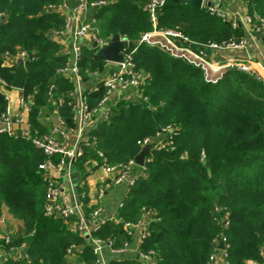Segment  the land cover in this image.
Wrapping results in <instances>:
<instances>
[{"label":"trees","instance_id":"trees-1","mask_svg":"<svg viewBox=\"0 0 264 264\" xmlns=\"http://www.w3.org/2000/svg\"><path fill=\"white\" fill-rule=\"evenodd\" d=\"M95 1L99 0L87 3ZM78 2L0 0V77L11 84L15 76L16 61L5 60V53H27L22 93L33 96L29 121L41 133L55 122L54 113L67 129L74 127L70 93L75 83L72 77L58 74L68 55L60 52L62 45L51 35L63 30L66 15L47 6L66 4L73 9ZM146 2L110 0L88 11L99 36L110 40L117 33L135 43L132 60L134 69L143 74L147 100L114 101L107 118L88 132L89 140L80 142L82 154L73 168L77 194L83 193L81 203L87 199L85 178L98 165L134 159L141 149L139 141H153L165 127L171 144L161 140L151 146L143 166L136 165L141 174L128 186L118 207L120 220H106L92 236L110 239L113 247L120 248L132 240L124 223H135L150 210L156 219L148 223L149 235L138 249H153L155 264H207L220 238L228 264H260L264 260V84L234 68L208 82L199 68L140 42V36L153 28L144 10ZM247 6L264 19V0H247ZM156 27L176 28L200 44L243 35L240 28H232L205 8L176 0H165L157 10ZM97 50L93 45L80 46L76 66L81 83L107 65ZM104 95L100 80L83 90L89 109ZM58 97L62 101L54 110L50 99ZM5 105L0 92V110ZM45 158L24 138L0 133V219L6 214L14 221L5 249L24 244L28 256L7 258L2 264H91L95 256L75 232L74 217L63 222L43 213L45 180L38 165ZM83 204L88 218L93 208ZM70 244L81 245L73 256L66 253ZM107 264L139 262L120 257L110 258Z\"/></svg>","mask_w":264,"mask_h":264},{"label":"built area","instance_id":"built-area-1","mask_svg":"<svg viewBox=\"0 0 264 264\" xmlns=\"http://www.w3.org/2000/svg\"><path fill=\"white\" fill-rule=\"evenodd\" d=\"M226 1L228 0H203L201 8H205L209 14L216 15L223 21L230 23L232 28H237L239 21H241L245 25L244 28L247 26L250 29L247 35L241 38H232L221 43H196L176 28H157V10L164 4L165 0H147L144 10L147 12L153 28L142 34L139 41L158 46L170 56L180 58L192 66L199 68L204 79L208 82H215L227 70L234 68L253 74L264 84V64L255 61L247 50L252 32L259 35L261 43L264 46V19L259 17L255 11L248 10V6L245 11L239 12L233 10L231 15H229V13L220 7ZM109 2L110 0H99L88 4L87 0H79L73 9H69L66 4L47 6V10L59 9L66 15L63 30L51 33L61 45L65 43L64 36L67 34V30L73 26L70 31V57L66 65L58 71V74L72 77L75 83V89L70 93L73 101L72 119L74 127L70 130L67 129L63 120L54 113L55 122L50 125L46 132H39L37 128L31 126L29 121V114L34 105L32 94L24 95L22 88L15 89L9 82L0 77V92L6 100L4 109L0 110V133L14 138L18 136L22 137L33 147L42 150L46 158L38 165V169L42 171L45 180L43 213L47 217L59 219L63 222H68L71 217H74L75 232L79 233L85 243L90 245L92 253L95 256V261L91 264H107L108 260L104 257L105 251L110 253L112 258L126 257L137 260L139 264H155V252L153 249L145 252L138 249L139 245L149 235L148 223L156 219L154 213L146 210L137 222H125V231L130 234L132 240L130 243H124L120 248H115L110 239H100L92 236V233L106 220L112 218L119 221L120 219L104 214L103 208L100 205H96L92 209L88 218L85 217L80 200L83 193L79 197L76 190V179L74 180L76 175H74V172L76 173V171L73 168V164L75 159L82 154L80 142H87L89 140L88 132L91 131L94 124L106 119L109 115L111 105L114 103H108L110 95H116L114 101L125 99L145 102L147 100V97L143 93V74L134 69L132 60V54L135 51L134 43L133 48H125L122 51L123 60L121 62H106V75L100 79L105 88V95L98 102L97 106L89 109L85 103L76 66L80 46L83 45L81 41L86 39L91 45L94 44L97 49L109 42V40L99 36L94 25L95 19L87 18L85 13L87 9L94 6L99 7ZM208 2L210 3L208 4ZM2 16L3 14L1 13L0 19ZM120 37L121 39L128 40L123 36ZM206 49H209V54L205 52ZM215 51H233L241 53L243 58L240 60H233L231 58L218 60L215 56L211 55V52ZM27 58L28 55L23 50H17L14 56L5 53V60L7 61L22 59L24 63ZM93 76H97V73L93 72ZM12 90L17 92L15 104L11 103L10 93ZM50 101L54 110H57L62 100L58 97L51 98ZM149 107L153 108L150 105ZM168 128H162L153 141L149 138L139 141L140 147L148 146L151 148L153 144H158L161 140H165L171 144V141L167 139ZM69 134L74 135L72 142L67 139ZM99 155H101L100 152ZM144 160H147L146 157ZM93 165L94 162H92V167ZM136 165L135 160L130 159L124 164H100L96 169L104 174L105 180L109 185L119 186L125 184L129 186L133 183L134 178L141 174V170L137 169ZM102 190L103 187L98 190L97 199L101 198ZM2 222V219H0V264L7 258L26 259L28 256L25 252L24 244L6 251L5 247L9 242L11 229L2 227ZM218 240L216 247L208 256L207 264H228V254L222 243L223 238ZM219 243L223 244L222 248H219ZM80 249L81 245L70 244L66 248V253L69 256H73ZM248 263L253 262L249 260ZM260 264H264V260Z\"/></svg>","mask_w":264,"mask_h":264},{"label":"crops","instance_id":"crops-1","mask_svg":"<svg viewBox=\"0 0 264 264\" xmlns=\"http://www.w3.org/2000/svg\"><path fill=\"white\" fill-rule=\"evenodd\" d=\"M246 0H228L226 2H223L220 7L224 9L229 15H231V12L233 10H237L239 12L245 11L247 9L246 5ZM89 9H87V12L85 13L86 17L89 15L90 12H88ZM80 15V14H79ZM240 23V29L242 30L244 35H247L250 29L241 22ZM73 26L71 29L67 30V34L64 36L65 43L62 44V48L60 50L61 53L67 54L68 58L70 57V52H71V35L70 31L72 30ZM248 31H247V30ZM83 45L90 46L91 44L88 42V40L83 39L81 41ZM248 53L251 55V57L255 61H259L264 64V46L261 43L260 37L258 34L251 33V38L249 40L248 44ZM212 56H215L216 59L222 60L225 58H231L233 60H240L243 58L241 53H236L233 51H224V52H211ZM106 69L105 68L102 72L98 73L97 76L91 77L87 82L81 83L80 82V88L84 90L88 86L93 85L96 81L100 80L106 75ZM11 103L15 104L16 102V95L17 92L15 90L11 91ZM115 94L110 95L109 97V102L108 103H113L115 100ZM73 134H69V139L70 142L73 141ZM76 173L74 172V175ZM76 177H74L75 179ZM105 181V182H104ZM85 183L87 186V199L85 201V205L87 207H92L94 208L95 205H100L103 208L104 214L110 216V217H117V210L118 207L121 204V201L123 199L124 194L128 190V186L125 184L119 185V186H114V185H109L108 182L105 180L104 174L98 170L94 169L90 175H88L85 178ZM102 190V196L100 199H97V192L99 189ZM83 204V203H82ZM83 204V205H84ZM6 214L2 217V227L4 228H10L11 225H13V220L11 221L9 218H6ZM9 222V223H7ZM104 257L109 260L112 258L111 254L108 253L107 251L104 252Z\"/></svg>","mask_w":264,"mask_h":264},{"label":"water","instance_id":"water-1","mask_svg":"<svg viewBox=\"0 0 264 264\" xmlns=\"http://www.w3.org/2000/svg\"><path fill=\"white\" fill-rule=\"evenodd\" d=\"M183 4H187L196 8H201L203 0H176ZM210 2H208L209 4ZM94 46V44H93ZM134 47V42L130 40L121 39L119 34L115 33L111 36L108 44L98 48L97 54L99 57L104 59L106 62H121L123 60L122 51L125 48L131 49ZM205 52L209 54V49H206ZM27 72L25 70L22 59L16 60V70L15 76L11 81V86L15 89H21L23 87ZM150 148L145 146L140 149L138 154L134 157L135 163L139 166H143L144 158L149 154ZM205 165H208L206 162ZM219 248L223 247L222 243H219Z\"/></svg>","mask_w":264,"mask_h":264},{"label":"rangeland","instance_id":"rangeland-1","mask_svg":"<svg viewBox=\"0 0 264 264\" xmlns=\"http://www.w3.org/2000/svg\"><path fill=\"white\" fill-rule=\"evenodd\" d=\"M240 28V23H238V27L236 29ZM244 36V34L242 35ZM73 169V168H72ZM75 180V179H74ZM14 222V221H13ZM14 224V223H13Z\"/></svg>","mask_w":264,"mask_h":264}]
</instances>
